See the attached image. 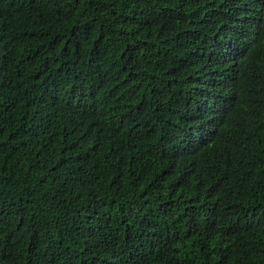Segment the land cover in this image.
<instances>
[{
	"label": "trees",
	"instance_id": "16d2710c",
	"mask_svg": "<svg viewBox=\"0 0 264 264\" xmlns=\"http://www.w3.org/2000/svg\"><path fill=\"white\" fill-rule=\"evenodd\" d=\"M0 264H264V0H0Z\"/></svg>",
	"mask_w": 264,
	"mask_h": 264
}]
</instances>
